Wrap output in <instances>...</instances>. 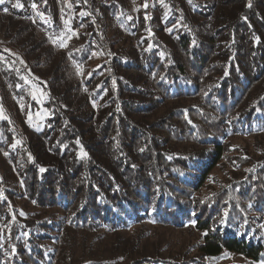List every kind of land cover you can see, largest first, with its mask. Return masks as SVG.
Instances as JSON below:
<instances>
[{
  "label": "trees",
  "instance_id": "16d2710c",
  "mask_svg": "<svg viewBox=\"0 0 264 264\" xmlns=\"http://www.w3.org/2000/svg\"><path fill=\"white\" fill-rule=\"evenodd\" d=\"M112 1L0 5V264H263L264 0Z\"/></svg>",
  "mask_w": 264,
  "mask_h": 264
},
{
  "label": "rangeland",
  "instance_id": "374dc122",
  "mask_svg": "<svg viewBox=\"0 0 264 264\" xmlns=\"http://www.w3.org/2000/svg\"><path fill=\"white\" fill-rule=\"evenodd\" d=\"M103 37L105 36L103 35ZM107 40L109 39L107 38ZM251 142L252 140L245 139L242 137L236 139L237 144H246L252 146ZM150 236L151 237H149V240L156 243L158 242L160 246L164 245L166 248H168V251H165V255H167L169 252L171 255L175 254L176 252H179L182 247H185V245L189 244L194 238H198V234L194 230H190L188 232L187 230L180 231L172 228L156 229ZM244 262V257L230 253L225 255L222 259L215 262H210L209 264H243Z\"/></svg>",
  "mask_w": 264,
  "mask_h": 264
},
{
  "label": "bare ground",
  "instance_id": "6f19581e",
  "mask_svg": "<svg viewBox=\"0 0 264 264\" xmlns=\"http://www.w3.org/2000/svg\"><path fill=\"white\" fill-rule=\"evenodd\" d=\"M163 3L168 7L170 13L172 14H179V16L182 14V7L179 3V0H174V5H175V13L174 12H171V5L170 3L167 1V0H162ZM145 3H147V0H145ZM32 4H36L38 7H42L39 3H32ZM29 12L30 14H32V8H31V5L29 7ZM154 15H155V11H154V7H150V10L149 12L146 10V8L144 7V17H145V20H146V23L149 27L153 26V22H154ZM147 17V19H146ZM181 19H184V16L180 18V20L178 21L179 22V25L183 28H185V26L183 25ZM50 20L52 21V19L50 18ZM96 21H97V24H98V29L100 31V35L98 34L99 38L102 37V40L105 42H103L100 38V42H101V50H102V53L105 55L106 58H104V60L106 59V65L109 68H113V73L115 74L116 76V72H115V63H114V59L113 60H108V63H107V57H108V51H113V48L111 47V43L109 42V40H107V37H103V17L101 16L100 13H96V20L94 18V23L96 25ZM184 22L186 23V20L184 19ZM187 24V23H186ZM98 31V30H97ZM98 33V32H97ZM114 77V76H113Z\"/></svg>",
  "mask_w": 264,
  "mask_h": 264
},
{
  "label": "built area",
  "instance_id": "2783aa9c",
  "mask_svg": "<svg viewBox=\"0 0 264 264\" xmlns=\"http://www.w3.org/2000/svg\"><path fill=\"white\" fill-rule=\"evenodd\" d=\"M167 1L171 5V12H174L175 13L174 0H167ZM112 2H113L112 0H97V4H111ZM156 4L157 3L155 2V0H147L148 7L146 8V10L149 12L150 7H156ZM32 5L33 4H31L32 15L34 16V18L38 22L42 23L44 26L51 27L52 26V21L50 20V17L45 12V10L42 7H38L36 4H35L36 5V8H33ZM94 18L96 20V12L94 14ZM181 21H182L183 25L185 26V29H187V24L184 22V19H181ZM96 28L98 30V34L100 35V31L98 29L97 21H96ZM100 38L102 40V37H100ZM114 56H115V53L113 51H108L107 63H108V60H113ZM109 71H110L111 75L115 77V74L113 73V68H109Z\"/></svg>",
  "mask_w": 264,
  "mask_h": 264
},
{
  "label": "snow or ice",
  "instance_id": "6c2138e0",
  "mask_svg": "<svg viewBox=\"0 0 264 264\" xmlns=\"http://www.w3.org/2000/svg\"><path fill=\"white\" fill-rule=\"evenodd\" d=\"M4 3H5V0H0V5H3ZM22 6H23V5H21L20 3H16L15 5H13V7H22ZM32 7H33V8H36V5L33 4ZM143 7L147 8V7H148L147 3H145V4L143 5ZM248 7H251V3H249ZM3 11H4L5 13H7V12L9 11V9H8L7 7H5V8L3 9ZM85 14H86V13H85ZM146 19H147V17H146ZM62 46H66V45H62ZM17 143H19V142H17ZM77 143H79V141H77ZM15 146H16V145H13V147H15ZM84 155H86V153H84ZM227 215H228V213L225 212V216H227ZM223 222H224V221L221 220V223H223Z\"/></svg>",
  "mask_w": 264,
  "mask_h": 264
}]
</instances>
